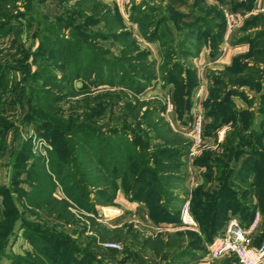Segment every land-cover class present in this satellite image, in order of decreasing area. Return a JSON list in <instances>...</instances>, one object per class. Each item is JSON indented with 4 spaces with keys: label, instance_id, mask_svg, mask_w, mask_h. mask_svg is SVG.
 I'll use <instances>...</instances> for the list:
<instances>
[{
    "label": "rangeland",
    "instance_id": "1",
    "mask_svg": "<svg viewBox=\"0 0 264 264\" xmlns=\"http://www.w3.org/2000/svg\"><path fill=\"white\" fill-rule=\"evenodd\" d=\"M240 1L231 0L232 11ZM225 14L224 3L217 0H0V264H47L43 253L48 249L54 252L48 254L50 264H199L195 252L204 253L206 248L196 244L195 236L204 238L203 234L150 231L125 221L115 207L118 195L124 194L125 180H112V173L99 164L97 156L101 150H123L120 144L140 145L141 141L136 143L139 136L147 142L143 162L151 160L149 164L156 167L165 162L174 174L179 170L173 165L181 164L180 173L185 171L184 156L176 159L150 153L153 144L168 145L164 138L173 142L170 145L188 142L172 124L174 115L181 121L185 97L180 79H167L168 69L176 63L181 64L185 81L190 75L187 71L196 70L198 76V86L190 96L189 133L196 106L205 116L206 129L209 112L198 97L207 79L210 102L220 101L231 91L240 94L241 88H254L259 96L264 90V68L257 66L264 65V12L249 15L231 37L234 44L242 38L250 40L243 43L249 45L248 51L238 57L240 63L251 61L256 69H215L205 75L200 70L204 57L215 56L225 43ZM68 41L71 52L62 55V43L68 45ZM78 51L83 54L81 61L91 57L82 77L89 65H97L104 84L89 87L84 80L61 79L47 86L52 81L46 76L47 67L56 63L59 78H70L69 59L74 61ZM56 57H65L64 69L50 60ZM50 92L57 102L42 98ZM52 122L61 127V138L50 130ZM75 127L95 129L102 137L72 135ZM114 131L119 134L112 135ZM187 151L185 156L190 147ZM109 160L105 156L106 164ZM56 161L62 167L54 170L61 174L71 167L90 170L92 179L83 183H95L89 186L93 192L118 187L115 201L93 196L92 213L70 201L65 187L57 184L54 198L58 202L49 204L44 196L32 204L35 187H40L39 192L49 191L44 187L50 184L47 179ZM125 163L126 174L132 162L127 159ZM172 189L183 192L182 208L174 204L182 211L187 203L184 186L179 183ZM64 201L69 203L66 211L60 204ZM260 224L258 238L264 231V222ZM65 249L67 254L62 253ZM210 264L239 263L226 257Z\"/></svg>",
    "mask_w": 264,
    "mask_h": 264
},
{
    "label": "trees",
    "instance_id": "2",
    "mask_svg": "<svg viewBox=\"0 0 264 264\" xmlns=\"http://www.w3.org/2000/svg\"><path fill=\"white\" fill-rule=\"evenodd\" d=\"M220 3H225L226 0H217ZM254 0H241L240 3L237 4V7L233 8L235 12H245L246 10L249 11L251 10L253 6ZM56 34H59V32H55ZM61 41V40H60ZM250 40L248 38H242L239 41L235 42V45H242L243 43H248ZM62 42V41H61ZM63 47L60 49L61 54L65 55L66 53L68 54V51H70L69 47L71 42L68 41V45H66L65 42L62 43ZM65 44V46H64ZM71 52V51H70ZM69 56V55H68ZM71 57V56H69ZM73 57V56H72ZM75 60L77 61H72L71 58L69 59L70 62H72L71 66L68 68L69 70L71 69L70 72V78L68 77H61L59 78L56 70H55V64H52L51 67H47V78L51 79L52 81L49 83L47 86H54L56 85L55 83L58 82V80H70V81H75V80H84L86 81V85L90 87H101L103 82V77L101 76V69L98 67L94 66H88L87 69H90L86 71L85 73L87 74L84 77H82L81 72L85 70L84 66L89 62L88 59H85V61H81L80 57H83L82 52L80 53L78 51L77 55L75 56ZM79 57V58H77ZM65 57H56V58H50L53 62L58 61L57 65L60 68H65L64 65L61 63L64 60ZM93 59V58H92ZM91 60V59H90ZM105 60V58H104ZM75 62V63H74ZM74 63V64H73ZM55 65V66H54ZM66 66V65H65ZM254 66H249L246 63H240L239 60L236 61L235 65L228 69L235 71L237 70H242V71H247V70H254L257 67ZM140 69V68H139ZM181 64L176 63L174 67L171 69H168V76L167 79L168 81H171L176 79L177 77L180 79V88L181 91L182 89L185 92V97L182 98L184 101V109L180 114V119L181 122L186 124L191 121V115L190 111L192 108L193 102L190 100V96H193L196 90V87L198 86V76L197 72L195 71H187L186 73L189 75L187 80L185 81L184 78H182V73H181ZM141 70V69H140ZM139 70V71H140ZM142 72V71H140ZM83 74V73H82ZM147 75V74H146ZM149 78V76L147 75ZM182 78V79H181ZM254 78V75L250 77V80L252 81ZM186 79V78H185ZM100 80V81H99ZM138 90V89H137ZM42 91H39V94H41ZM238 93H232L229 92L224 95L223 99L220 101L214 103L207 101L205 102V109L208 110L209 113H207V116L211 119H213V123L210 124L206 129H205V135L206 134H212V132L217 131L222 123L227 122L229 119L232 118V112L230 110L229 104L232 103V98ZM238 94V96H240ZM42 98H50L49 102H57L58 99L54 95V92H50L49 96H44ZM41 101V98L39 99ZM40 104V102H38ZM183 106V105H182ZM263 106H264V97H263ZM214 108V111H210ZM208 118V119H209ZM51 131L57 135V137L61 138L62 136V129L58 125H55L53 122L50 123ZM73 132H71L72 135H77L78 133H83L84 135H89L93 139L95 138H101L102 135H99L96 133L97 131L95 129H83V130H78L77 127L72 129ZM52 133V134H53ZM116 131L112 132V135H117ZM112 135H107L112 137ZM258 136L261 137V134H258ZM178 137V136H176ZM113 138V137H112ZM139 141L141 144L136 145L134 142L131 145H128L124 147V145L120 144L122 146L123 150L119 149H111L112 151H102L100 154L97 156L99 164L103 165L104 167L107 168L108 172L112 173V180H115V182H118L120 180H125L124 183V194L130 201H140L147 203L151 209V216L153 219L156 220L157 223H162V222H175L179 223L180 222V210L179 208L175 207L174 204L179 205L180 197L176 194V190L172 189L173 185L177 184H182L184 177L182 176L181 169H183V165L181 164H174L173 168L175 170H179V173H171V171H168L170 168L167 163L164 162V165L162 167H156L155 165L149 164V160L143 162V151L144 148L146 147L145 142L141 137H139ZM259 138V137H258ZM138 140V139H137ZM165 142L168 144L167 146H162V144H153V149L150 152L151 154L155 156H161V155H166L170 154L171 156H174L173 158L176 157V159L183 158L187 154V150L189 147H191L190 142L188 141L187 143H183L180 145L177 144H172L173 143L170 139H165ZM244 142H247L244 140ZM246 143L243 144V147L241 148V151H238V153H234L232 156V159L230 161V165H234L235 162L237 161V157L239 155H246L247 157L245 158V162L242 165V169L240 170V173L237 175L238 180L242 184H247L248 183V177L250 174L255 173L256 178H255V184L258 187V194L260 197V206L259 208L261 211L264 213V150L261 149L258 146V142L255 144L252 143H247L249 147H246ZM151 145V144H150ZM101 146V145H100ZM103 147V145H102ZM105 147V146H104ZM108 149V148H107ZM110 149V147H109ZM100 151V150H99ZM104 152H108L106 155ZM99 153V152H98ZM145 153V151H144ZM149 153V154H150ZM109 156L110 160L109 163L106 164L104 161L105 156ZM212 155L211 154H205V156L198 160L197 163L199 165H212L213 159L210 158ZM131 160L132 162V169L126 170L125 174V168L127 167L126 165V160ZM146 160V159H145ZM215 160V159H214ZM57 163L54 164L52 167L51 171V177H49L47 180L50 182L48 184L49 186L44 187L45 189L49 190L47 191H40V187H35L37 188V192L34 193L35 197H32V204L33 203H40L39 201L45 198L49 200V204L53 202H58L54 198V192L56 190L57 184H59L61 187H65V195L66 197L77 204L79 207L87 209L88 211H91L92 213L95 212V209L93 208V202H95L92 198L93 196H100L102 198H107L110 200L116 199L117 193H118V187H107L105 190H98V193L93 192L89 186H95V183H88L84 184L83 180L85 179H92V177H89L90 170L84 169L79 171H75L76 169L74 167H71L66 171V174H61L59 171L54 170V168H61L62 166L59 164L61 163L60 161H56ZM218 165H220L221 161L220 159H217ZM220 163V164H219ZM62 164V163H61ZM88 164V163H87ZM226 165L229 163L226 162ZM57 166V167H56ZM136 169V172L134 170ZM130 171V172H129ZM75 172H81L79 174L80 176H77L78 174L74 175ZM74 175V176H73ZM125 175V176H124ZM230 176L231 173L230 171L227 172L224 176H220V178L223 181V186L220 191H218L215 195L213 194H205L203 191L199 190L196 193V198L194 199L193 202V207H192V212L200 224V228L202 231V234L204 235V238L201 236L199 237L198 235L195 236L197 238L195 240L196 244H202L203 242H207L208 244L213 241L215 237H217L219 234H221L225 228L226 225V220L228 218V212H233L235 214H240L241 217L243 218L244 222L242 221V225L245 228H248L252 225L254 222V215L256 213V206H253L251 203L249 197L252 194L253 190L252 189H239V192H236L232 186L234 185L230 181ZM91 184V185H90ZM43 186V185H40ZM77 190V191H76ZM118 190V191H117ZM175 190V191H174ZM115 191V192H114ZM39 192V193H38ZM44 192V193H42ZM80 192H82V195H78ZM114 192V194H113ZM83 196V199H82ZM63 205V208L68 206V202L64 201L60 203ZM95 204V203H94ZM259 239V240H257ZM55 241V239H53ZM262 242H264V231L262 234L259 236V238H256V245H261ZM207 251H205L206 254ZM53 252V249H48L44 251L43 254H46L47 259L45 261L47 264H50V259L48 260V254H51ZM63 254H67L66 249L62 251ZM204 254V255H205ZM1 256V254H0ZM69 257H71L69 255ZM236 259L235 257H233ZM62 260V258H61ZM237 260V259H236ZM238 262V261H237ZM61 263V262H60ZM59 263V264H60ZM63 263V261H62ZM71 264V263H70Z\"/></svg>",
    "mask_w": 264,
    "mask_h": 264
},
{
    "label": "crops",
    "instance_id": "3",
    "mask_svg": "<svg viewBox=\"0 0 264 264\" xmlns=\"http://www.w3.org/2000/svg\"><path fill=\"white\" fill-rule=\"evenodd\" d=\"M224 8L226 9V11H232L231 0H226V2L224 3ZM254 10H263L261 12H258L257 14L264 12V0H254L251 10L245 12L251 13ZM232 36L233 33L226 32L224 37L225 43L221 45L219 52L213 57H204L205 59H203L201 62L204 63V65L203 68L200 69L201 71L204 72V75L206 71L208 73V70L212 71L215 69H219L221 72H223L232 68L237 60L240 61L239 58L241 57L238 56H241L248 51L249 45H244V44L235 45L234 40L232 43L231 41ZM194 59L195 58H193V60ZM243 63H247L251 67L254 66L252 65L253 63L251 61L243 60ZM257 66H259L260 69L264 68L263 64H259ZM207 81L203 82V85L205 84V87L202 88L198 97L199 102L200 103L202 102V104H204V102H207L209 98L207 94L208 92ZM262 86H264V81L262 83ZM252 87H254V85ZM253 89L254 88H246V89L241 88L240 90H238V91H242L241 95L237 97L233 96L232 98L233 101L231 104H229L230 110L232 112V118L229 119L227 122L222 123L221 127L217 131L212 132V134L205 135V148L203 151L194 155L192 154L190 147L189 154L187 156H184L187 163H186L185 171L182 173V176L184 177L182 185L184 186L185 189L184 190L185 198H187V202H189L190 211L195 220L196 218L192 212V207H193L194 199L196 198L197 191L201 190L205 194L215 195L218 191L221 190L223 186V181L220 178V176H224L227 172L230 171L231 173L230 181L234 185H236V186H232V188L236 192H239L238 191L239 189L253 190L249 199L253 204V206L257 207L256 213L254 215L255 216L254 220L256 219V216L259 215V222L260 221L261 223L264 222V213L259 208L260 197L257 191L258 187L255 184V178H256L255 173L249 175L248 183L246 185L242 184L238 180L237 175L240 173V170L242 169V165L245 162V158L247 156L242 154L239 155V157H237V161L235 162V164L230 165V161L232 159L233 154L234 153L236 154L238 153V151H241V148L243 147L244 143H246L245 145H247V143L255 144L256 142H258V146L259 147L261 146L260 148L264 150V106H263L264 90H262V92L259 93V96H257L253 92ZM173 120L174 121L172 124L175 130H177L182 135H184L190 142L188 125L182 123L180 120H177L176 115H174ZM212 123H213V119L211 118L206 119V128ZM258 134H261V137L258 136ZM244 140H246L247 142H244ZM246 147L249 146L247 145ZM205 154L212 155L210 157L213 159L211 166L199 165L197 163V161L202 159L205 156ZM217 159H220L221 161L220 162L221 164L219 163L220 165H218ZM226 162H228L229 165L228 164L226 165L225 164ZM176 194L179 197H181V195H183V192L179 193L178 191H176ZM115 205H116L115 206L116 209L122 212V214H124V216L126 217L125 221L129 223L138 224L144 229L150 231L159 230L164 233L181 232L175 230L176 227L181 225V217L179 223H172L168 225H166L167 222L157 223L156 220L152 218L151 209L147 203L140 201H130V199H128L126 195H124L123 193L118 195L115 201ZM182 206H180V208H182ZM232 217H237L241 221V223L242 221L244 222L240 214L228 212V218L226 220V223ZM196 222L198 224V231L196 232L202 234L200 224L198 223L197 220ZM261 228H262V224H260L257 230L254 232L255 244H256V237L258 236V233L261 232ZM202 244L205 248H207L208 245L207 242H203ZM204 254L205 252L204 253L195 252V257H199L198 260H196L195 262H198L199 264H205L203 262V259L205 258L206 254L205 255Z\"/></svg>",
    "mask_w": 264,
    "mask_h": 264
},
{
    "label": "built area",
    "instance_id": "4",
    "mask_svg": "<svg viewBox=\"0 0 264 264\" xmlns=\"http://www.w3.org/2000/svg\"><path fill=\"white\" fill-rule=\"evenodd\" d=\"M263 10L248 12L226 11L227 29L229 33H234L246 20V18ZM205 116L200 107L196 106L193 110V120L190 126V142L192 154H197L205 148ZM259 226V215L252 225L245 228L237 217L230 218L223 232L215 237L207 245L206 256L203 259L205 264L219 261L226 257H235L239 264H264V242L256 245L254 232ZM176 231L192 230L198 231V224L194 219L189 202L181 211V225L175 228ZM107 247L113 249L121 248L118 244H108Z\"/></svg>",
    "mask_w": 264,
    "mask_h": 264
}]
</instances>
